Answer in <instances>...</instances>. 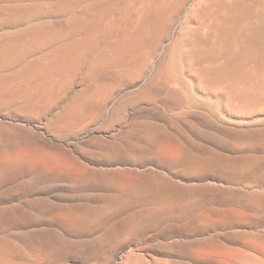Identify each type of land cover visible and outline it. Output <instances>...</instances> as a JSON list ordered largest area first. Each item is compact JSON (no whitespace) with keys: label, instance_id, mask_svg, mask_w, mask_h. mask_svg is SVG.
<instances>
[{"label":"bare ground","instance_id":"bare-ground-1","mask_svg":"<svg viewBox=\"0 0 264 264\" xmlns=\"http://www.w3.org/2000/svg\"><path fill=\"white\" fill-rule=\"evenodd\" d=\"M263 221L264 0H0V264L250 263Z\"/></svg>","mask_w":264,"mask_h":264},{"label":"rangeland","instance_id":"rangeland-1","mask_svg":"<svg viewBox=\"0 0 264 264\" xmlns=\"http://www.w3.org/2000/svg\"><path fill=\"white\" fill-rule=\"evenodd\" d=\"M239 225H240V224H235V225H233V227H231V228H229L230 226H227V228H224V229H226V230H225V233H226V232L229 233L230 230L233 231V230L236 229V228L238 229V231H239V230L242 231V229H243L244 232L255 231V232H258V233H259V232L262 233L263 230H264V221H263V223H261V224H257V225H256L257 227H251V226H249V225H244V224H243L242 227H241V225H240V226H239ZM231 226H232V225H231ZM217 228H219V227H217ZM217 228H215V229L209 231L210 233H207V234H203V235H199V234H198L200 237H199L198 235H197L198 237H197V236H183L182 238L180 237V239L185 240V241H187V240H189V241H195V240H198V239H200V238H202V237H205V236H209V235L212 236V235H214L213 232H214V233H217V232L219 233V232H221V231H222V232L224 231V230H222L223 227H222V228L220 227L219 230H218ZM228 228H229V229H228ZM227 229H228V231H227ZM237 229H236V230H237ZM259 229H260V230H259ZM212 231H213V232H212ZM215 231H216V232H215ZM261 231H262V232H261ZM189 237H190V238H189ZM191 237H193V238H191ZM176 238L179 239L178 236H176ZM157 239H158V238H157ZM172 239H173V238H172ZM147 241H148V244H152V242H153V243H155V242L157 243L158 240H156V239H152V241H151V240H147ZM147 241H146V242H147ZM150 241H151V242H150ZM159 241H160V239H159ZM159 241H158V242H159ZM165 241H167V240H163V242H165ZM149 242H150V243H149ZM194 249H196V247H195ZM246 249H247V252H246ZM246 249H244V250H245V253H244L245 256H244V257H248V256H249L248 258H250V259L252 258V259H254L255 261L253 260V262H250V263H249V262H248V263L245 262V263H241V264H252V263L254 264V263H258V262L260 263V262H262V260L264 261V258H263V257H264V253L261 252V255H262V256H259V255H260V252L258 251V249H255V248H253V249H249L248 247H247ZM248 249H249L250 251H253L254 253H253V252H250ZM255 250H256L257 252H256ZM248 252H250V255H248V254H249ZM258 252H259V253H258ZM251 253H253V254H251ZM162 254H163V253H161V252L159 253V252H158V253H156V254H155V253H153V254L151 253L150 257H149V256H144V257H148L147 259L144 258V263L147 264V260L150 261L152 258H155L154 256H160V255H161L159 258H158V257H156V258H158V259H160V258L169 259V258H170V259H171V258H173V257L175 256L174 258H177V259H179V260H183L184 262H188L187 260H189V262L194 261V262H191V263H193V264H195V263H196V264H197V263L200 264V262H197L196 260H194V259H197V256H196V258H195V256H192V255L190 256V255L185 254V255H184V258H183V255H178V256H177V255H174V254H173V255H167V254H163V255H162ZM254 254H256V255L254 256ZM258 254H259V255H258ZM166 255H167V256H166ZM246 255H248V256H246ZM257 255H258V256H257ZM185 256H186L187 258H186ZM200 256H201V257H204L203 255H200ZM240 256H243V255L241 254ZM250 256H253V257H250ZM151 257H152V258H151ZM168 257H169V258H168ZM178 257H179V258H178ZM189 257H191V258H189ZM212 257H213V256H212ZM254 257H255V258H254ZM256 257H258V258H256ZM261 257H262V258H261ZM149 258H150V260H149ZM182 258H183V259H182ZM193 258H194V259H193ZM260 258H261L262 260L258 261ZM186 259H187V260H186ZM145 260H146V261H145ZM185 260H186V261H185ZM195 261H196V262H195ZM149 263H150V264H154L152 261H150ZM149 263H148V264H149ZM202 264H204V263H202ZM236 264H240V263H236Z\"/></svg>","mask_w":264,"mask_h":264}]
</instances>
